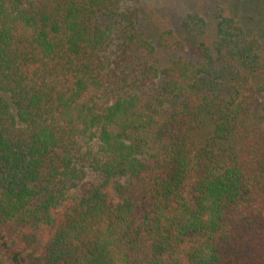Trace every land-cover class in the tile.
Wrapping results in <instances>:
<instances>
[{
  "label": "trees",
  "instance_id": "obj_1",
  "mask_svg": "<svg viewBox=\"0 0 264 264\" xmlns=\"http://www.w3.org/2000/svg\"><path fill=\"white\" fill-rule=\"evenodd\" d=\"M235 3L0 0V264H264V0Z\"/></svg>",
  "mask_w": 264,
  "mask_h": 264
},
{
  "label": "rangeland",
  "instance_id": "obj_2",
  "mask_svg": "<svg viewBox=\"0 0 264 264\" xmlns=\"http://www.w3.org/2000/svg\"><path fill=\"white\" fill-rule=\"evenodd\" d=\"M146 2L152 11L160 12L163 17L174 21L179 13L198 12L206 18H211L225 8H232L238 0H140ZM179 16V15H178ZM177 22V21H175Z\"/></svg>",
  "mask_w": 264,
  "mask_h": 264
}]
</instances>
